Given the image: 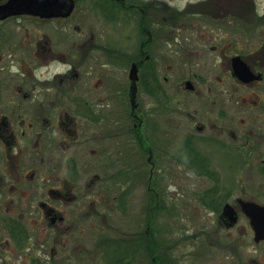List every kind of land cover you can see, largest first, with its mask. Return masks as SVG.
I'll use <instances>...</instances> for the list:
<instances>
[{
	"label": "flooded vegetation",
	"instance_id": "obj_1",
	"mask_svg": "<svg viewBox=\"0 0 264 264\" xmlns=\"http://www.w3.org/2000/svg\"><path fill=\"white\" fill-rule=\"evenodd\" d=\"M48 1L0 0V264H264V0ZM165 158L212 183L176 241Z\"/></svg>",
	"mask_w": 264,
	"mask_h": 264
},
{
	"label": "rangeland",
	"instance_id": "obj_2",
	"mask_svg": "<svg viewBox=\"0 0 264 264\" xmlns=\"http://www.w3.org/2000/svg\"><path fill=\"white\" fill-rule=\"evenodd\" d=\"M86 8H87L86 3L81 4L78 8V13H80L82 9H86ZM90 16L91 15H87L85 18V22H87V25H85L86 29L88 26H90V23L94 24V22L91 21ZM77 18L79 19V14ZM75 20H76V17H75ZM83 28H85L84 25H83ZM127 34L129 36L133 34V32H131V28L128 30ZM151 108L154 111V122H157L160 126L162 124H165L164 116L162 113H160L162 112L161 102L159 101L157 102L156 100L152 101ZM159 132L160 131H158V129L156 128H155V131L153 132V141H154L153 146H154V149H156V151L158 152L159 157L160 155H162L163 148H165V157H166V152H167L166 150L171 152L173 155H177V153L179 152L178 145L180 144L181 133L176 130L169 132V133L162 132V135L165 137H161V134ZM214 149H215L216 154L215 155L213 154L212 160L217 161V165L216 167L215 165H213L211 169L217 172H225V167H226L225 165L227 163H226V160L222 158L224 156V154L222 153V149L217 148V147H215ZM207 154L210 155L208 152ZM234 158H236V154L234 155ZM135 159H137L136 156H135ZM234 163H235V159H233V165ZM188 167L189 166L187 165L175 164L174 162L170 163V161L168 162L165 158V168H163V172L165 173V184L163 183V187L165 185V205L176 203L179 206L188 205L190 207L187 209L188 210L187 213H185L182 208H180L179 212L177 211V213L173 212L174 208L176 210V207H173L170 210H165V228L167 226L170 228L169 236H166V234L165 236L175 241L180 239V234H178L176 230L177 227L184 228L185 225L189 223V221L193 222L192 225L194 224L196 225V221H195L196 217L193 214L192 207L199 205L198 195L201 194V192H203L204 190L212 186V183L209 180H203V178L196 179L194 176L187 175L188 173L194 174L193 171L189 170ZM141 170L143 171L148 170V167L146 166V164L143 165ZM143 188H145V185L142 186V191L144 193ZM168 211H171V212H168ZM169 213H170V216H169ZM171 215L175 217H172ZM181 219H185V221L184 220L181 221ZM170 220H172V222ZM174 221L177 224L176 223L174 224ZM162 224L163 223L160 224L161 227H162ZM180 247L184 248L185 246L183 244L176 245V249L180 250Z\"/></svg>",
	"mask_w": 264,
	"mask_h": 264
},
{
	"label": "water",
	"instance_id": "obj_3",
	"mask_svg": "<svg viewBox=\"0 0 264 264\" xmlns=\"http://www.w3.org/2000/svg\"><path fill=\"white\" fill-rule=\"evenodd\" d=\"M66 2V6H65V11H67V15L71 14V12L73 11L74 7H75V2L74 0H52V1H48V3H58V4H62V2ZM32 3H34V0H31ZM15 6H18L20 8L19 11H31L28 9V7L30 6V3L28 2V0H17V2L14 4ZM13 5V6H14ZM10 8L12 7V4H10L9 6ZM65 15V13H64Z\"/></svg>",
	"mask_w": 264,
	"mask_h": 264
},
{
	"label": "clouds",
	"instance_id": "obj_4",
	"mask_svg": "<svg viewBox=\"0 0 264 264\" xmlns=\"http://www.w3.org/2000/svg\"><path fill=\"white\" fill-rule=\"evenodd\" d=\"M188 2H191V3L195 4V3L198 2V0H185V3H188ZM70 69H71V66L68 65V66H67V70H70Z\"/></svg>",
	"mask_w": 264,
	"mask_h": 264
},
{
	"label": "trees",
	"instance_id": "obj_5",
	"mask_svg": "<svg viewBox=\"0 0 264 264\" xmlns=\"http://www.w3.org/2000/svg\"><path fill=\"white\" fill-rule=\"evenodd\" d=\"M155 264H158V263H155Z\"/></svg>",
	"mask_w": 264,
	"mask_h": 264
}]
</instances>
